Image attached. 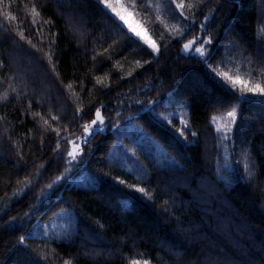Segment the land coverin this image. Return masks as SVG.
Wrapping results in <instances>:
<instances>
[{"label":"trees","instance_id":"obj_1","mask_svg":"<svg viewBox=\"0 0 264 264\" xmlns=\"http://www.w3.org/2000/svg\"><path fill=\"white\" fill-rule=\"evenodd\" d=\"M123 2L159 55L133 44L96 0H5L15 19L0 14V264L33 249L47 256L41 264H264V105L236 99L182 52L211 32L217 72L256 75L264 0H211L209 19L198 10L179 40L187 8L184 20L171 0ZM233 106L237 125L226 133ZM96 108L105 129L72 162L69 141Z\"/></svg>","mask_w":264,"mask_h":264},{"label":"snow or ice","instance_id":"obj_2","mask_svg":"<svg viewBox=\"0 0 264 264\" xmlns=\"http://www.w3.org/2000/svg\"><path fill=\"white\" fill-rule=\"evenodd\" d=\"M97 6L101 12L108 16L110 19L118 20L123 22V24H128L126 13L128 12V7L123 2V0H96ZM172 4H175L176 9H180L179 16L184 20H189V17L184 15V9L187 8L192 13V17L189 23V26L185 28H177L176 32L179 33V36L176 37L177 40L182 39L184 35H186L187 31H190L192 27L195 26V21L198 18L197 11L199 10V15H204V8L211 3V0H195L194 3L185 5L184 3H177L176 0H171ZM7 7L9 5H5V0H0V14L5 16L9 20L15 19L14 16L11 15L10 12L7 11ZM32 13L34 16H38L39 12L37 11L36 7H32ZM209 17L204 15V20L207 21ZM51 23L50 21L48 22ZM119 26V25H118ZM128 29L130 33H135L134 36L129 35L128 39L132 41L133 44H139L143 41V45H145V51L151 50V53H155L159 55L160 49L157 45L149 38H146L141 35L140 31H136L128 25ZM200 29L203 31L205 29V25L203 23L200 24ZM260 36L262 38V42H264V27L260 28ZM21 39L23 36L21 35ZM214 36L211 32H209L206 36L201 37L197 41L189 40L187 43L183 44V51L188 52L191 48L194 47L195 53L201 58V63L204 64L206 67L207 74L212 77L214 80L218 78V82L227 87V89L233 93H238V97L236 99L243 100L245 102H259L260 104L264 105V56H261L258 62V73L254 75L252 71H249L246 76H241L239 74L229 75L227 73H220L217 72L215 67L213 66L212 60V53L210 52V48L213 46ZM31 43V41H29ZM196 43H199V46H195ZM35 47V45H33ZM51 47V45H49ZM234 46L232 48H228L226 46V51H233ZM39 51V49L37 50ZM48 57V62L52 67V70L55 71V64L52 62V56L54 53H45ZM223 61H221L222 63ZM3 67V62L0 61V68ZM15 91V89H13ZM6 99V97H4ZM79 111V110H78ZM227 116L229 118L228 123L225 125V132L229 130L231 127H235L237 125L238 119V111L235 106H233L231 111L227 112ZM83 119V116L80 117ZM53 120H58L57 117H52ZM161 119L166 120L169 124H172V120L169 117L163 116ZM47 124V121H45ZM104 124V117L101 115V109L96 108L95 111V118L91 120L92 126H98ZM83 132L85 135L81 137V140L84 144L88 143V135H90L95 128L90 127L89 124L82 125ZM102 130V129H101ZM187 130V126H184L181 129H178V133L180 137H183L185 141H187V136L185 135V131ZM54 132L59 134L60 129H53ZM219 131V129H217ZM193 137H196L195 132L190 133ZM69 144L72 147V150L67 151V157L71 158L72 162H78L80 158H82L83 148L77 146L76 141H69ZM59 145H57V148ZM187 147V145H185ZM78 153L80 154L78 156ZM247 154V153H246ZM61 156L63 153L60 154ZM133 155H135V151L133 150ZM239 163V161H237ZM173 166L179 167L178 162L175 160L171 161ZM244 169L247 173V181L251 183L254 179V172L253 169L249 167L247 163L244 164ZM70 172V169H65V173ZM64 177H58L57 180L63 179ZM119 183L124 184V180H120ZM52 185L49 184L48 187ZM129 188L133 189L135 192L140 193L142 196L146 197L149 200H152L153 197L149 194L148 190L144 187H137L136 185H127ZM25 215H28L25 213ZM12 219H15L13 217ZM45 235H47V231L45 230ZM89 239H95L94 237L89 236ZM27 238L25 236H20L17 240V245H24V248L27 249V245L25 244V240ZM35 253L37 256L39 255V251L33 249L31 252L26 251L24 253L25 259L20 261L19 264H41V260L47 259V256L41 257V260H37L33 255ZM67 264V262H66ZM131 264H151L150 260L143 259V260H133Z\"/></svg>","mask_w":264,"mask_h":264},{"label":"rangeland","instance_id":"obj_3","mask_svg":"<svg viewBox=\"0 0 264 264\" xmlns=\"http://www.w3.org/2000/svg\"><path fill=\"white\" fill-rule=\"evenodd\" d=\"M128 7V6H127ZM126 16H127V20H128V24H123V22H121L127 29H128V25H131V27L133 29H135L136 31H140L141 32V35L146 37V38H149L151 39L154 43V39L151 37V35L149 34V32L147 31V29L145 28V26L136 18V16L134 15V13L128 8V12L126 13ZM129 30V29H128ZM133 35H135V33H132ZM193 41H197L198 39H191ZM189 41V40H188ZM188 41L184 42V43H187ZM183 43V44H184ZM195 46H199V43H196ZM182 52L185 53V54H192V55H195V56H198L197 53H195L194 51V47L191 48L188 52H184L183 51V46H182ZM199 57V56H198ZM90 127H94L95 130L90 134L88 135V138L96 131H103L105 129V125H98V126H92L91 125V122L89 123ZM220 128H223L224 127V124H219ZM102 129V130H101ZM85 135L84 132H82V134L79 136V137H76L74 139H72L71 141H76L77 142V146L78 147H81V144L83 143L82 140H81V137ZM72 150V147L71 145L69 146V151Z\"/></svg>","mask_w":264,"mask_h":264}]
</instances>
